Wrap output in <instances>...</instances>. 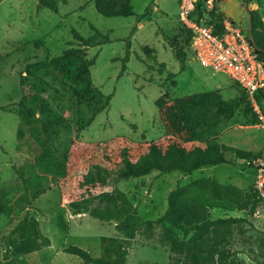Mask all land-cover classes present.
Here are the masks:
<instances>
[{"label":"rangeland","instance_id":"rangeland-1","mask_svg":"<svg viewBox=\"0 0 264 264\" xmlns=\"http://www.w3.org/2000/svg\"><path fill=\"white\" fill-rule=\"evenodd\" d=\"M135 15L106 17L98 13L93 0H55L58 10L37 9V0H0V199L19 193L21 181L12 164H22L27 153L16 150L20 118L17 113L21 97L33 92L37 82L25 73L29 62L48 60L69 47H78L73 37L76 30L84 38L95 34L94 26L108 34L111 41L89 46L84 51L90 66V76L101 96H111L105 109L80 132L76 131L79 116L90 114L85 104L76 105L70 94H56L51 89L43 93L66 124L61 125L60 141L75 140L70 144L73 156L70 175L64 180H53V194L47 201L38 199L19 215L10 217L0 212V264H87L63 247L78 246L95 258H106V244L121 243L128 250L125 257L113 258L112 264H172L168 244L159 225H143L133 238L117 230L115 221H101L86 213L81 218L70 214L68 198L74 199L75 176L83 162L82 150L95 142L111 141L116 153L120 138L134 141L159 140L165 134L158 113V100H175L191 94L219 91L222 99H238L233 115L216 126L209 135L218 143L242 150L260 152L264 148V129L260 122L252 123L255 111L239 85L223 72L202 67L193 57L190 41L179 20V0H129ZM151 1L154 3L151 4ZM216 5L248 33L249 10H257L263 22L264 0H216ZM149 15L138 19L145 9ZM135 27V29H134ZM130 42V55L122 71L121 57ZM179 54V57L176 56ZM264 110V99L258 100ZM228 163L201 167L191 174L178 171L150 173L120 179L117 182L143 219H155L167 209V195L177 183L207 177L226 185L240 187L242 195L254 193V169L244 160L228 155ZM45 193V192H44ZM257 208L239 210L210 208V217L241 216L249 229L233 237L231 248L245 264H256L253 256L259 250V239L264 238L263 205L257 194L252 201ZM34 203V201H33ZM60 203H62V206ZM93 205L103 207L97 199ZM31 211V213H30ZM255 212H259L257 216ZM16 233L10 230L25 216ZM174 234L182 237L181 231Z\"/></svg>","mask_w":264,"mask_h":264},{"label":"trees","instance_id":"trees-1","mask_svg":"<svg viewBox=\"0 0 264 264\" xmlns=\"http://www.w3.org/2000/svg\"><path fill=\"white\" fill-rule=\"evenodd\" d=\"M98 13L106 17L135 15L129 0H93ZM205 0H199L196 13L203 12ZM154 3L151 1V4ZM58 10L55 0H37V9ZM254 52L264 63L263 22L257 10H250ZM149 15V10L138 19ZM224 12L219 10L214 0L210 12V22L219 30ZM95 34L84 38L76 30L73 37L78 47H69L60 55L48 60L29 62L22 73L37 82L33 92L21 97L17 113L20 125L17 131L16 150L27 153L22 164H12L14 173L21 181L19 193L0 199V212L10 217L19 215L29 208L44 192L50 190L53 180H64L70 175V160L73 151L70 144L75 140L69 137L59 139L60 127L66 124L62 117L54 112L47 97L43 95L51 89L56 94H70L76 105L85 104L91 112L79 116L76 131L86 128L95 115L105 109L111 96L103 98L90 76V66L84 51L89 46H98L111 41L106 33L90 25ZM190 41V32L183 27ZM135 29V27H134ZM130 55V42L126 43L122 60V71ZM179 57V54L176 53ZM241 89V88H240ZM246 95V93L241 89ZM247 96V95H246ZM264 99L261 88L256 99ZM238 99H222L219 91L191 94L175 100H158V113L165 129L159 140L134 141L120 138L116 153H112L111 141L95 142L82 150L83 162L80 173L75 176L74 199L68 198V208L73 214L87 213L91 217L109 222L115 221L117 230L127 238H133L143 225H159L168 244L172 264H245L231 248L233 237L249 229L246 218L241 216L210 217V208H229L237 206L239 210L257 208L254 193L242 195L239 187L226 185L216 179L201 177L180 184L167 195V209L155 219H143L137 207L127 194L116 185L120 179L139 177L157 170L159 173L178 171L183 175L201 167L228 163L229 153L236 158L246 160L256 157L260 152L252 153L233 146L218 143L209 135L216 126L229 119L238 104ZM259 103V102H258ZM0 108L5 109L4 106ZM264 113V110H262ZM258 115L251 120L255 123ZM252 167L251 165H248ZM252 187V186H251ZM253 190V187H252ZM103 201V207L93 205L94 201ZM28 220L25 215L10 234L18 231L21 223ZM179 230L183 236L174 234ZM259 250L253 256L256 264H264V238L259 239ZM63 251L78 256L87 264H112L113 258L125 257L128 250L121 243L106 244V258H95L78 247H63Z\"/></svg>","mask_w":264,"mask_h":264},{"label":"built area","instance_id":"built-area-1","mask_svg":"<svg viewBox=\"0 0 264 264\" xmlns=\"http://www.w3.org/2000/svg\"><path fill=\"white\" fill-rule=\"evenodd\" d=\"M198 2L179 0L178 10L181 25L190 32L193 57L202 67L223 72L239 85L264 129V113L256 99L257 92L264 88V63L257 58L249 34L226 14L219 21L220 29L215 31V22H210L214 0H205L201 14L196 13ZM244 161L255 171L252 187L262 202L264 213V149L256 157ZM255 214L258 216L259 212Z\"/></svg>","mask_w":264,"mask_h":264},{"label":"crops","instance_id":"crops-1","mask_svg":"<svg viewBox=\"0 0 264 264\" xmlns=\"http://www.w3.org/2000/svg\"><path fill=\"white\" fill-rule=\"evenodd\" d=\"M228 1V0H227ZM264 149V148H263ZM262 149V150H263ZM245 150V149H244ZM261 150V151H262ZM245 151H251V150H245ZM260 151V152H261ZM253 184V183H252ZM233 186H235V185H233ZM238 187V186H237ZM240 188V187H239ZM53 194L56 196L55 198H58V200H59V197H58V195L56 194V192H54V190L53 189H50V190H48V191H46L45 193H43L42 195H40L35 201H34V203L32 204V208H30L31 209V211H33V210H35V208H39V207H37L36 206V203L38 202V199H44L45 198V201H47L50 197H53ZM59 202H60V200H59ZM61 205H62V203H60ZM63 206V205H62ZM64 207V206H63ZM214 209V208H213ZM31 211H30V213H31ZM70 214H72L71 212H70ZM73 215V214H72ZM84 215H86V213H80V214H76V217H78V218H81V217H83ZM81 260V259H80ZM82 261V260H81Z\"/></svg>","mask_w":264,"mask_h":264},{"label":"water","instance_id":"water-1","mask_svg":"<svg viewBox=\"0 0 264 264\" xmlns=\"http://www.w3.org/2000/svg\"><path fill=\"white\" fill-rule=\"evenodd\" d=\"M245 8H246V11H247V14H248V34H249L250 40L253 42L251 21H250L251 14H250V10H249L248 6H245Z\"/></svg>","mask_w":264,"mask_h":264}]
</instances>
